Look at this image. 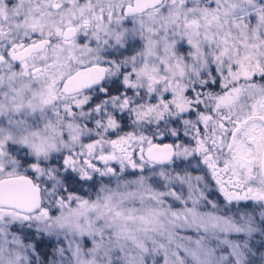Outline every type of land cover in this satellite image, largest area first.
I'll return each instance as SVG.
<instances>
[{"label":"clouds","instance_id":"obj_1","mask_svg":"<svg viewBox=\"0 0 264 264\" xmlns=\"http://www.w3.org/2000/svg\"><path fill=\"white\" fill-rule=\"evenodd\" d=\"M0 182V264H264V0H0Z\"/></svg>","mask_w":264,"mask_h":264},{"label":"snow or ice","instance_id":"obj_2","mask_svg":"<svg viewBox=\"0 0 264 264\" xmlns=\"http://www.w3.org/2000/svg\"><path fill=\"white\" fill-rule=\"evenodd\" d=\"M213 74H215V69L213 70ZM217 83H218V81H217ZM130 91H131V89H129V92ZM189 95H191V92H189ZM164 98L169 99L170 97L166 95ZM202 130L203 129H201V131ZM233 135H234V133H233ZM241 158L243 159V157H241ZM21 179H23V178H21ZM29 183H30V181H29ZM0 184H2V182H0ZM4 195H5L4 190L2 187H0V203H3ZM25 195H26V192L23 189L10 190L8 193L10 200L23 198Z\"/></svg>","mask_w":264,"mask_h":264}]
</instances>
